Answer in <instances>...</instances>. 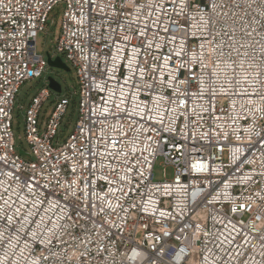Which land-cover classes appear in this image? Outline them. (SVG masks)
Here are the masks:
<instances>
[{
	"label": "built area",
	"instance_id": "built-area-1",
	"mask_svg": "<svg viewBox=\"0 0 264 264\" xmlns=\"http://www.w3.org/2000/svg\"><path fill=\"white\" fill-rule=\"evenodd\" d=\"M139 3L147 5L148 0ZM156 3L164 5L167 15L156 8L147 17L149 9L144 7L135 25L138 31L145 19L155 20L162 15L159 35L153 38L155 27L146 33L152 46L147 47V41L142 43V38L137 37L125 47L122 37L134 34L129 29V21L134 17L129 16L131 6L124 7L126 0H0V53L4 54L0 56V157H7V163L0 160V172L12 170L23 177L34 176L41 186L40 196L55 192L56 196L48 199L59 198L63 212L54 210L55 214L48 213L45 220L51 216L53 222L65 225V230H58V234L66 243L61 245L54 240L55 246L49 247L59 259L50 257L47 264H81L82 253L83 264H221L225 253L217 235L221 231L227 234L233 224L241 232L240 250L247 254L233 259L232 264H264L257 239L264 232V218L257 219L264 217V140H261L264 112H249L247 98L239 95L209 98L207 70L187 63V55L197 51L201 43L207 51L217 44L236 47L243 44L245 47L240 51L247 52L250 59L245 57L244 68H240V60L232 52L231 59L237 61V77L254 76L264 70L260 67L258 42L264 38V0H188L190 7L184 12L191 17L187 26L191 35L183 41L187 50L182 54L183 78L199 79H192L188 96L179 98L188 100L186 106L169 105L165 99L158 110L150 113L151 121L145 123L135 117V121L145 123L146 129L142 135L129 133L135 137L137 149L128 156L129 165L134 166L129 176L135 178L131 184L108 183L125 172L121 164L124 157L118 153L128 152L132 143L123 133L129 131L130 123L138 126L123 113L111 115L117 111L115 105L120 104L121 87L125 95L132 93L127 104L129 112L132 104L152 107L150 101L172 95V89L165 84L173 68L182 63V59L174 58L164 65V58L174 56L181 43L179 38L166 43L171 37L163 32L172 19L184 23L185 16L176 15L181 11L180 0H156ZM59 4L64 5V10L56 50L76 73L78 118L72 133L62 144H56L54 140L70 106L67 97L57 99L40 133L38 116L43 102L50 98L49 90H41L25 111L24 134L30 149L26 153L15 145L14 102L24 82L41 78L46 70L47 62L37 50V38ZM213 4L224 7L213 9ZM235 4L240 7H234ZM209 18L210 25L198 30ZM248 32H252L251 38L246 36ZM133 45L140 50L132 69L138 63L145 70L144 83L154 84L152 90L132 87L134 82L139 83V73L133 76L128 65ZM224 51L227 57L229 48L224 47ZM113 56L117 59L113 60ZM207 63L218 73L212 77L215 83L211 87L217 93L222 87L232 92L233 85L228 83L233 78L232 69L223 65L212 68L211 60ZM161 79L165 84L160 83ZM200 80L204 82L202 97L192 95L201 91ZM249 84L252 85L247 89L249 92L260 87L251 77ZM235 91L243 92L244 87H236ZM160 117H164L163 124L156 122ZM149 124L154 130H147ZM121 140L124 143L113 148L111 141ZM158 160L164 170L172 171L170 180L153 181ZM86 161L95 165L91 172L85 166ZM193 164L202 165L204 171H197ZM71 182H75V197L66 196L67 184ZM121 187L126 195L118 190ZM109 188L117 191L109 193ZM109 202L112 208L108 207ZM240 204L249 207L240 210ZM233 208L237 210L233 212ZM61 215L64 219H59ZM36 219L39 222V217ZM39 231H44L43 225ZM244 235L250 241L247 248L243 244ZM31 249V255L27 250L24 253L28 264L42 252L50 255L42 245L33 244ZM5 251L0 249V259ZM231 251L235 253L237 249L231 247ZM9 258L25 264L19 254L12 257L9 252Z\"/></svg>",
	"mask_w": 264,
	"mask_h": 264
},
{
	"label": "snow or ice",
	"instance_id": "snow-or-ice-1",
	"mask_svg": "<svg viewBox=\"0 0 264 264\" xmlns=\"http://www.w3.org/2000/svg\"><path fill=\"white\" fill-rule=\"evenodd\" d=\"M131 6V11L129 12V16H133L134 19L129 21V29L133 35H124L122 37V42L125 47L128 46V44L131 43L133 39H136L137 37L142 38V43L147 41L146 33L150 32L152 27H155L157 29V32L153 34V38L155 39L156 36L159 35L160 31V25L163 23L162 21V15H167L166 12H164V5L156 3V0H148L147 5H141L139 3V0H126V4L124 7ZM181 5V11L179 13H176L177 16L184 15L185 20L184 23H180L179 21L172 19L170 20V23L163 28V32L171 37L170 41H166V43L170 42H176L177 39L181 41L179 50L176 51L173 55H170L166 58H164V65H168L169 61L173 60L174 58L182 59V63L179 67H174L172 73L168 75L167 82L165 84V81L161 79L160 83L165 84L166 87L172 89V95L168 97H164L163 95L159 96V99L152 100L150 103L152 104V107H149L147 104H132L131 108L132 111H128L127 104L130 102V98L132 96V93H129L125 95L123 93V86L121 87V96L120 104L115 105L117 111L111 113L114 117L118 116L120 113H123L124 116L130 120L133 121V123L137 124V127H133V124L130 123L128 126L129 131L123 133V137L127 138L131 143L132 147L129 149L128 152L120 151L118 153L119 156H123L124 159L121 160V164L125 168V172L123 175H119L116 180H108L109 184L113 183H128L131 184L132 180L135 178L134 176H129V173H132L134 170V166L129 165L128 156L134 154L137 149L135 147V137L129 136L130 132H135L139 135H142L146 129H145V123L152 120V116L150 113L156 109H159L161 101L167 99L169 105L171 104H177V107L186 106L188 103L187 99L179 100L180 97H187L190 89L192 88V79H199V77H190L189 80H185L183 78L184 72H183V58L182 54L187 53V50L185 48L184 40L187 36L191 35L190 32L187 31L188 21L191 19L185 12L184 9L186 7H190V4L188 3V0H180ZM147 7L149 11L147 12V17H151L153 15V12L156 8L161 9L162 15L156 16L155 20H149L145 19L143 23V28H140L137 31L136 28V22L140 20V14L143 12V8ZM217 7L223 8L224 5H216L213 4L212 8L216 9ZM234 7L239 8V4H235ZM224 15H228V13H224ZM211 19L204 20L203 25L198 27V30H201V28H207L208 25H210ZM255 31V29H253ZM211 33L209 32V35ZM225 35H228L227 32L224 33ZM246 36L248 38H251L252 32L246 33ZM231 39V37H230ZM261 43V66L264 68V38H262L261 41H258ZM207 43H211V41H207ZM147 47L152 46V41H147L146 43ZM156 47H159V45H156ZM224 47H228L229 51L227 53V57L225 56ZM245 46L243 44H240L239 47H236L235 45H225L221 46L219 44L215 45L211 51H207L205 49V44L201 43L199 45V49L197 51L191 52L187 55V63L188 64H196L200 66L201 68L207 70V74L210 78V86L208 89L209 98L217 95H224V96H242L246 97L248 100V104L250 107L248 108V111L251 113H255L257 111L264 112V79H261V77H264V70L256 72L253 76L252 74L244 75L241 74L239 77L236 75V68L235 65L237 64L236 60H232V52L235 51L237 58H239L240 63L239 67L244 68V58L249 57V54L247 52L241 53L240 49L244 48ZM121 49H118L119 52ZM139 48L136 45L132 46V55L128 58V65L129 70L132 71L133 76L139 73V83L134 82L132 84L133 88H138L139 90H143L145 87L148 90H152L154 88V84H147L144 83V69L139 67V64L137 63V68L135 70L132 69V65L135 61H138V53ZM3 53H0V56H3ZM6 59H11V57H6ZM113 60H116L117 57L113 56ZM208 60H211L212 68H219L221 65L224 66L225 69L231 68L233 71V78L228 81V83L233 85V91L229 92L226 88H221L220 92L217 93L214 88L211 87L212 84L215 83V80L212 79V77H215L218 75L217 72L212 71L209 68V64L207 63ZM228 61H231L230 63ZM252 64H255V61H252ZM252 65H249L251 67ZM156 71H159V69H156ZM245 71H247L245 69ZM254 81V83H258L260 85L259 88H254L253 91L249 92L247 89L249 86H252L249 84V79ZM155 79V77H153ZM128 81H125V86L127 85ZM203 80H200L201 85V91L198 93H192V95H198L203 96ZM183 86V87H182ZM244 87L243 92H236V87ZM115 95V93H113ZM179 100V103L177 101ZM124 104L126 105L124 108H121L120 105ZM233 107H235V104L233 103ZM165 113L167 114V109H165ZM135 117H139L141 121H144L145 123H139L138 121H135ZM157 123L163 124L164 123V117H160L159 120L156 121ZM147 130H154L153 126L149 124V127ZM259 135V134H257ZM150 139V137H148ZM261 140H264V136H261ZM113 148L117 147V143L123 144L124 140H121L119 142L111 141ZM239 151V149H237ZM110 155L112 153H109ZM83 155V154H82ZM90 155H95L90 153ZM0 160H3L5 163H7V157H0ZM139 161V158L137 157V162ZM85 166L89 168V171L93 168H95V165H92L90 161L85 162ZM192 167L196 168L197 171H204V168L202 165L197 166L196 164H193ZM73 172L76 171L75 168L72 169ZM113 172H116V169H113ZM138 172V169H137ZM142 176V173H139ZM0 176L4 177V179H0V249H6L4 252L3 258L0 259V264H19L18 261L14 259L9 258V252H11L12 257H15L17 254H19L21 259L25 260V264H28V258L24 255L25 251L27 250L29 252V255L32 254L31 245H42L44 250L49 252L50 255H44L43 252L41 253L40 257L37 259H34L31 261V264H47L50 257L55 258V260H58V254L56 252H52L49 246H55L54 240L58 241L61 245L65 244L66 241H64L61 236L58 234V230L64 231L65 225L60 223H55L52 221V217L48 216L47 221L45 220V215L48 213L55 214L54 210H59L61 213L63 212V209L60 205L59 198L56 199H48L50 196H56L55 192H49L45 196H40L39 190L41 188L38 181H36L35 177H23L19 173L9 170L6 172H0ZM107 179V178H106ZM247 179H251V177H248ZM89 184H91V181H88ZM56 184L59 185V181H56ZM75 182H71L67 184L66 188V196L70 195L72 197L76 196L75 191ZM45 188H47V185H44ZM122 194L125 193L123 187L118 189ZM109 193L114 194L117 189L115 188H109ZM131 191V189H129ZM31 197V199H29ZM99 199H105L104 197H99ZM65 204H67V199L65 200ZM108 207L112 208L111 203H108ZM249 206L246 204H240L239 209L245 210ZM237 209L233 208L232 211L235 212ZM103 211V209H101ZM163 215V213H161ZM37 217H39V222H37ZM264 217L258 216L257 219H261ZM59 219H64L63 215L59 217ZM222 226L227 229V224L224 223L223 220L220 221ZM232 221H228V224H231ZM35 225V228L32 226ZM44 226V231L41 232L39 229L41 226ZM50 225V226H49ZM253 230L254 224H253ZM236 232V235H233V233ZM70 235V233H69ZM217 239L219 240V246L223 247L225 256L221 257V264H232L233 259H238L239 257L246 255V251H241V245L239 243V240L241 239V232L236 231V226L233 224V227L227 231V234H225L224 231L219 232L217 235ZM243 244L245 248L250 244V241L248 240L247 236L244 235L242 237ZM260 247L262 249L261 255L264 256V232H261L257 237ZM81 243H84V241H81ZM225 245L229 247H224ZM231 247H235L237 251L233 253L231 251ZM63 250V249H62ZM138 255V254H137ZM82 261L81 264H83V253L81 254Z\"/></svg>",
	"mask_w": 264,
	"mask_h": 264
},
{
	"label": "rangeland",
	"instance_id": "rangeland-1",
	"mask_svg": "<svg viewBox=\"0 0 264 264\" xmlns=\"http://www.w3.org/2000/svg\"><path fill=\"white\" fill-rule=\"evenodd\" d=\"M64 5H57L49 15L48 22L42 33L37 38V50L44 56L47 62L48 58L54 61L56 58L61 60V63L68 68V71L50 67L47 63L46 70L42 74L41 78L29 80L19 89L18 95L14 102L12 130L15 139V145L18 148H22L26 153H29L30 149L25 141L24 134V120L25 111L31 102V99L36 96L41 90L47 89L50 92V98L43 102L38 116V128L39 132L44 131L46 122L54 109V105L57 99L67 97L70 99V106L66 112L62 124L58 130V134L54 142L58 145L62 144L64 140L72 133L75 122L78 118V94L76 73L65 59L64 55H61L56 50V44L60 34V26L63 15ZM49 79L55 81L61 88L59 93L52 91L49 88ZM20 107H22L20 109ZM164 178L170 180L172 178V171L164 170L161 160H158L153 169V181L160 182Z\"/></svg>",
	"mask_w": 264,
	"mask_h": 264
},
{
	"label": "water",
	"instance_id": "water-1",
	"mask_svg": "<svg viewBox=\"0 0 264 264\" xmlns=\"http://www.w3.org/2000/svg\"><path fill=\"white\" fill-rule=\"evenodd\" d=\"M47 63L50 67H55L59 68L65 71H68V68H66L65 65L61 63V60L59 58H56L54 61H52L50 58H48ZM49 88L54 91L59 93L61 91L60 86L53 80L49 79ZM21 155H26L24 152L20 151Z\"/></svg>",
	"mask_w": 264,
	"mask_h": 264
}]
</instances>
